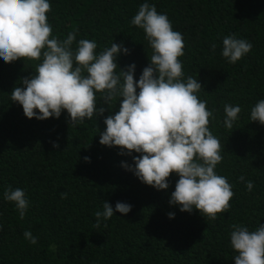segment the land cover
<instances>
[{"label":"trees","instance_id":"16d2710c","mask_svg":"<svg viewBox=\"0 0 264 264\" xmlns=\"http://www.w3.org/2000/svg\"><path fill=\"white\" fill-rule=\"evenodd\" d=\"M143 2L50 0L48 22L59 38L75 32L77 40H95L97 51L123 42L130 54L121 55L118 64L123 69L135 63L138 79L151 49L143 30L130 20ZM148 2L182 34L184 74L199 79L198 98L213 110L209 128L220 140L223 157L216 171L234 193L229 209L215 220L195 209L181 212L169 203L179 179L175 173L168 178L169 189L158 191L122 167V162L133 164L132 156L101 145L98 132L106 127L104 118L118 111V101L77 126L69 124L66 110L58 119L27 118L10 92L34 74L39 61H0V264H234L231 225L264 223V125L249 119L251 107L264 99V0ZM229 34L253 45L235 64L220 55L222 37ZM97 102L101 106L99 94ZM225 103L241 107L232 129L223 125ZM241 175L253 181L251 192ZM9 186L26 193L29 208L23 219L3 199ZM105 200L113 208L117 201L128 203L131 211L117 212L96 227L94 213ZM26 230L37 244L24 238Z\"/></svg>","mask_w":264,"mask_h":264},{"label":"clouds","instance_id":"9594fccd","mask_svg":"<svg viewBox=\"0 0 264 264\" xmlns=\"http://www.w3.org/2000/svg\"><path fill=\"white\" fill-rule=\"evenodd\" d=\"M50 11V0H0V61H39L34 74L21 78L10 92L12 103L21 105L27 118L41 121L58 119L66 110L69 124L77 126L102 115L105 106L113 109V101H118V111L104 118L106 127L98 132L101 145L119 147V154L132 156L133 164L122 162V167L158 191L169 189L168 178L175 173L179 179L169 203L181 212L199 210L208 220L226 212L234 193L227 178L216 171L223 157L220 140L209 128L215 116L207 101L198 98L203 88L199 79L184 74L183 36L167 14L144 0L130 20L143 30L151 49L148 65L135 79V63L123 69L118 64L121 55L130 54L123 42L113 41L97 51L95 40H77L75 32L59 38L48 22ZM221 44L220 55L231 64L253 47L235 34L223 36ZM216 47L211 44L213 51ZM223 112L224 127L232 129L240 105L225 103ZM249 119L264 125V99L251 107ZM239 179L253 190V181L243 175ZM3 199L12 202L23 219L29 208L25 191L9 186ZM131 207L117 201L113 208L105 200L102 210L94 213L96 227L117 212L128 214ZM168 216L174 218L175 213ZM23 236L30 244L38 242L30 230ZM228 243L234 264H264V223L255 228L231 225Z\"/></svg>","mask_w":264,"mask_h":264}]
</instances>
